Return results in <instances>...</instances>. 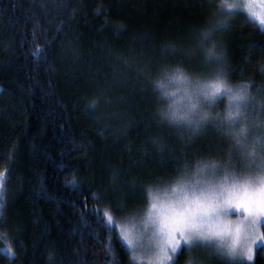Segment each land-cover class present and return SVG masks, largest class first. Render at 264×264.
Returning <instances> with one entry per match:
<instances>
[{
  "label": "trees",
  "instance_id": "trees-1",
  "mask_svg": "<svg viewBox=\"0 0 264 264\" xmlns=\"http://www.w3.org/2000/svg\"><path fill=\"white\" fill-rule=\"evenodd\" d=\"M220 3L0 0V264H129L105 212L142 209L150 185L205 161L244 170L226 122L170 121L153 83L177 65L193 79L223 68L231 84L250 82L241 123L249 139L264 134V26ZM202 264H264V250L248 261L206 253Z\"/></svg>",
  "mask_w": 264,
  "mask_h": 264
},
{
  "label": "snow or ice",
  "instance_id": "snow-or-ice-1",
  "mask_svg": "<svg viewBox=\"0 0 264 264\" xmlns=\"http://www.w3.org/2000/svg\"><path fill=\"white\" fill-rule=\"evenodd\" d=\"M256 2L260 11H254L250 4L244 6L264 25V0ZM237 7L240 5L221 0V12ZM222 26L223 21H216V31ZM203 37L209 39L211 33L206 32ZM209 54L222 56L212 49ZM153 83L159 95L168 101L162 115L196 128L214 115L227 123L236 150L247 157V162L243 171L227 166L220 171L216 161H205L191 171L181 172L169 183L147 188L148 206L143 212V222L150 226L156 242L148 264H175L185 247L189 251L204 247L211 254L252 260L254 245L264 241V156L260 155L264 152V134L249 139L248 127L241 123L248 119V88L231 84L223 68L193 79L179 65L164 70ZM224 97L228 103L222 112L203 110L204 104L215 105ZM4 180L5 174L0 172V215L6 193ZM232 215L236 219H231ZM104 217L112 220L107 212ZM128 243L131 245L132 241ZM132 259H138L135 252Z\"/></svg>",
  "mask_w": 264,
  "mask_h": 264
},
{
  "label": "rangeland",
  "instance_id": "rangeland-1",
  "mask_svg": "<svg viewBox=\"0 0 264 264\" xmlns=\"http://www.w3.org/2000/svg\"><path fill=\"white\" fill-rule=\"evenodd\" d=\"M230 1L231 0H228V2ZM240 2V6L244 7L250 17L260 24V22L251 15V13L248 11V8L244 6L245 4H250L254 11H260L261 9L259 3H257L256 0H239V3ZM206 32H208L207 29ZM147 206L148 201L145 203V206L142 209L134 208L132 213L125 217L110 215L112 217L110 222L115 226L121 240L129 251V264H148V257L152 254V250L155 248L156 242L152 237L151 228L150 226H146L143 222V212L147 209ZM230 218L234 220L236 219V216L232 215ZM129 240L132 241L131 245L128 243ZM256 247H261L264 250V241H257V244L254 245L253 252L255 251ZM185 248L187 249V247ZM2 250L8 254L12 253L9 248H3ZM134 252L138 257L137 260L132 259ZM206 253L207 256L215 255L211 254L210 250L204 247H193L191 251L187 249L185 257L183 258L184 261L182 262V259L179 264H189V260H193V264H202V259L206 256ZM140 257H143V259H140ZM220 258L230 261H248L247 257H237L230 259L227 256H220Z\"/></svg>",
  "mask_w": 264,
  "mask_h": 264
},
{
  "label": "clouds",
  "instance_id": "clouds-1",
  "mask_svg": "<svg viewBox=\"0 0 264 264\" xmlns=\"http://www.w3.org/2000/svg\"><path fill=\"white\" fill-rule=\"evenodd\" d=\"M205 39H208V38H205ZM209 49H212L213 51H215V45L210 46ZM209 49H208V53H209ZM235 86L249 88L250 87V82L249 81H243V82H240L239 84H237Z\"/></svg>",
  "mask_w": 264,
  "mask_h": 264
}]
</instances>
